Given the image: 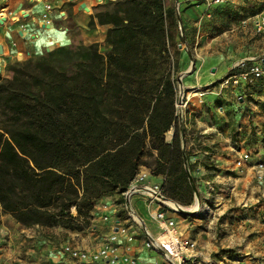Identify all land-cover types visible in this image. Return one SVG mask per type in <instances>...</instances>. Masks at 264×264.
I'll use <instances>...</instances> for the list:
<instances>
[{
	"label": "trees",
	"instance_id": "obj_1",
	"mask_svg": "<svg viewBox=\"0 0 264 264\" xmlns=\"http://www.w3.org/2000/svg\"><path fill=\"white\" fill-rule=\"evenodd\" d=\"M129 3L107 30L106 53L91 44L68 66L53 51L0 75V209L25 227L82 229L97 201L117 193L124 203L142 166L165 175L167 197L194 201L170 61L176 11L165 0Z\"/></svg>",
	"mask_w": 264,
	"mask_h": 264
},
{
	"label": "crops",
	"instance_id": "obj_2",
	"mask_svg": "<svg viewBox=\"0 0 264 264\" xmlns=\"http://www.w3.org/2000/svg\"><path fill=\"white\" fill-rule=\"evenodd\" d=\"M114 1L117 0H0V75H9L8 68L13 63L46 56L53 51L73 61L85 60L91 44L97 45L101 52L106 53L110 48L107 30L113 19L122 14L118 8V15L110 18V8L116 4ZM172 1L175 10L179 2L178 11L184 36L186 32L189 38L194 39L193 55L188 65L192 64L193 58L195 68L182 77V83L187 89L198 88L189 92V108L195 114L197 127L210 137L202 152L206 157L195 170L194 177L199 191L204 194L208 193L207 185L209 187L211 182L214 183L212 187H215L216 177L241 179L250 187L247 191L249 195L241 199V202L244 201L241 205L247 206L244 210L234 208V204H226L223 211L227 213L225 223H245L250 228L259 229L248 240L249 252L241 256H244V262L251 264L250 257L260 258L264 254V203H256L258 199L253 194L258 191L264 196V188L255 185V164L258 161L264 162V142L260 144L262 148L258 157L250 156L242 167H238L235 161L241 153L248 152V145L245 143L248 136L253 132H264V79L255 80L245 86L225 87L222 91H219L218 83L240 58L254 56L264 60V34L256 29L258 16L264 11V0H223L216 4L212 0ZM46 2L51 4L47 11L44 8ZM217 5L230 10L227 14L230 18L227 20L229 25L225 29L216 20L215 36L209 37L208 29L203 23L211 18L205 12ZM126 12L127 10L123 13ZM216 16L219 15L215 14V19ZM221 20L226 19L221 17ZM186 67L181 69L183 73ZM178 73L180 70L177 76ZM214 83L215 93H200ZM235 133H244V139L239 144L233 139ZM148 180L163 182L165 175L152 173ZM116 198L113 195L104 197L96 205L97 213L107 215L108 220L99 222L81 241L74 239L62 241L59 245L53 244L52 250L48 252V259L56 264L62 260L69 261L68 264H89L62 252V245L70 243L81 249H96L103 245L109 234L125 225L134 235V239L128 242L121 235L119 255L126 253L128 246L127 252L138 258L137 264H160L162 253L144 246L146 238L143 228L130 222L124 213L120 216V212L124 211L120 204L114 202ZM131 205L144 219L148 230L157 234L158 224L151 218L146 197L141 194L134 195ZM155 206L156 204L152 205ZM146 208L147 213H143ZM211 212L208 214L213 218H208L209 223H215V213ZM169 214L175 217L184 235L190 237V232L185 228L187 224L181 228L180 223H202L204 215L176 212ZM8 216L0 212V240L3 248L0 264H34L31 260L35 258L38 261L36 259L39 258L27 249L29 239L26 238V233L30 229L20 228L18 222ZM244 238L248 237L241 239ZM199 246L205 255H211L215 242L211 240L207 244L199 243ZM247 254L251 256H246Z\"/></svg>",
	"mask_w": 264,
	"mask_h": 264
},
{
	"label": "rangeland",
	"instance_id": "obj_3",
	"mask_svg": "<svg viewBox=\"0 0 264 264\" xmlns=\"http://www.w3.org/2000/svg\"><path fill=\"white\" fill-rule=\"evenodd\" d=\"M114 2L116 4L110 8V16H111L110 18L118 15L117 14L118 8H120L122 11L121 13L124 14L123 12H125L128 9V6L130 4L129 3L130 0H117ZM165 3L167 6L170 7L173 6L172 0H165ZM220 5L219 6L217 5L213 9H210L209 11L205 12L208 15V17L211 18L210 21L203 23V26L207 27L208 29L209 37L215 36L216 20L219 21V24L225 29L229 25V22L227 20L230 18L227 16V14L230 13V10ZM215 14L219 15L216 16V19H215ZM176 17H177V11H176ZM221 17H224L226 20H221ZM168 28H169V35L171 37L169 43L171 71L178 72L180 70V73H178V76L176 77V82H177L178 77L183 72L181 71V69L185 68L188 65V63L190 62L189 59L193 55L194 39L189 38L186 32L183 38L178 17L176 20H169ZM55 59H56L55 63L64 64L68 66L72 64V62H74L73 60L61 54H57L55 56ZM189 65H192L193 67V64H189ZM189 65L184 70V74L191 72L189 71ZM176 84H177V92L179 94V84L178 82ZM181 86L183 89L184 88L183 83L181 84ZM214 87H215V83L213 85H210L208 88L215 91ZM181 93H183V90H181ZM194 115H195L194 112H191V108H187V110L185 111L184 121H183L185 149L188 148L190 152V162L193 164V171H191V174L193 177L195 170L199 165L202 164V162L206 157L203 155L202 152L205 150L206 147L205 142L207 141V139H210V137L207 136L208 133L203 132V130L197 127ZM179 125L182 134V124L180 120H179ZM173 131H174L173 129H170L166 133V139L169 142L172 141ZM243 134L244 133L241 134L235 133L233 134V139L236 140L237 143L239 144L240 141L244 139ZM263 142H264V132L262 133L253 132L251 133V135L248 136L245 143L248 145L247 151L250 152V156L252 158L258 157V153L262 148L260 144ZM194 181L199 191V185L196 180ZM212 186H214V183L211 182L209 184V187L207 185V189H209L208 193L204 194V192L199 191V195H200L201 205L210 206L213 213H215V223H209L210 221L208 220V218L212 219L213 217H211L210 214L208 215L206 213L203 215L202 223H180V225L181 228H184V226H186L187 224V227L185 228L190 232V235L196 238L199 241V243H201L202 245L207 244L211 240L215 242V247L211 253V258L212 260H214V263L216 261L219 264H236L237 260L240 259L242 255H245L247 252H249V245H250L249 241L251 240L250 238L251 236L253 237L254 234L258 233L259 229L250 228V226L246 225L245 223H225V218L227 216L226 215L227 213L226 211H223V209H224V205L226 204H234L235 205L234 208L244 210L243 208H246L247 206L246 207L242 206L243 201L241 202V199H244V197H247L249 195L247 191L250 189V187L244 184V180L231 179V178L222 179L221 177H216L215 187L213 188ZM232 187H234V192H232ZM253 194L255 195V198L258 199L256 203L259 202L264 203L263 195H261L258 191H254ZM112 195L117 197L114 200V202L118 205L120 204V207H122V204L118 202L120 195L117 193H114ZM97 203L98 201L95 204V209L92 213V219L89 221V223L88 224L79 223V225L82 226V229H70L62 226H42V225H33V226L25 227L22 224L18 223L17 225H19L20 228L30 229L29 232L26 233V238L29 239L27 241V249L29 248V251H32L34 253V256L36 255V257L39 258L36 259L38 261H35L34 258L33 260H31V262L34 264L35 262H37L36 264L39 263L56 264L48 259V255H49L48 252L52 250L51 248L53 244L59 245V243L62 241H66V240L72 241L74 239L81 241L85 236L89 234V232H92V230L96 226H98L99 222L104 221L103 218L104 214L102 215L101 213H97V208H96ZM195 203L196 202H195V193H194V201L191 204V206ZM122 211L124 212H120V216L121 213L122 214L124 213L127 216V218L130 219V222L136 223L137 226L143 228L140 224H137L134 218L128 215L124 209ZM147 211L148 210L146 208L143 213H147ZM0 212H2L1 209ZM73 213L76 214L75 212ZM6 214L9 215L8 217L10 219L15 220V218L11 214L9 213ZM206 221H208V223ZM8 226L10 227L9 224ZM243 237H248V238L241 239ZM37 241L41 243L39 244ZM1 243L2 240H0V256L2 255L3 252ZM68 262L69 261L67 260H62V262L59 264H68Z\"/></svg>",
	"mask_w": 264,
	"mask_h": 264
},
{
	"label": "built area",
	"instance_id": "obj_4",
	"mask_svg": "<svg viewBox=\"0 0 264 264\" xmlns=\"http://www.w3.org/2000/svg\"><path fill=\"white\" fill-rule=\"evenodd\" d=\"M222 1L223 0H212V3L216 4ZM178 5L179 2H177V11ZM44 8L46 11L49 10L51 4L46 2ZM44 16H46V13ZM256 29L264 34V11L258 16ZM258 79H264V60L254 56L240 58L234 62L231 69L219 81V91L230 86H245ZM193 89L197 90L198 88L194 87L187 89L184 87L181 89L179 85V94L177 92V99L175 102L176 114L179 120L182 119L184 121L185 111L190 105L189 91ZM181 90H183V93H181ZM211 92L215 93L214 90L207 88L201 90L200 93L204 95ZM249 159L250 152H244L238 156L235 163L238 167H242L244 162ZM151 176L152 172L150 169L145 166L140 167L128 188L122 193L124 197L122 208L130 216H132V212L128 208V201L131 209H133L131 205L132 197L138 194L144 195L151 218L158 224L159 231L157 234H152L147 227L143 228L146 238L144 246L148 249H156L162 253L163 257L160 264H219L216 261L214 263L210 254L205 255L203 253L196 239L184 235L175 217L169 214L170 212H180L168 203L170 198L167 197L164 192V181L150 182L148 179ZM255 176L257 187L264 188V162L258 161L255 164ZM232 192H234V187H232ZM153 204H156V206L152 207ZM186 207H191V205ZM210 211H212L210 206L201 205L200 209L196 210L195 214H208ZM108 219V216L105 215L104 220ZM121 235L128 242L134 239V235L129 232V228L122 225L118 227L116 231L109 234L105 238L103 245L99 248L87 250L78 248L70 243H65L62 245V252L68 254L73 259L89 264H118L119 262L123 264H137L138 258L127 252L129 250L128 246L126 247V253L119 255ZM246 256L250 257L251 255L247 254ZM243 259L244 256L240 257L236 264H247ZM250 259L252 261L251 264H264V254L260 258L250 257Z\"/></svg>",
	"mask_w": 264,
	"mask_h": 264
},
{
	"label": "water",
	"instance_id": "obj_5",
	"mask_svg": "<svg viewBox=\"0 0 264 264\" xmlns=\"http://www.w3.org/2000/svg\"><path fill=\"white\" fill-rule=\"evenodd\" d=\"M177 17H178V20H179V25H180V29H181V33H182V36L184 38V32H183V26H182V21H181V17H180V14H179V11H177ZM192 57V56H191ZM192 62H195L194 59L192 58ZM195 67V66H194ZM212 71L214 72L215 69H212ZM186 74H184L183 72L181 73V75L178 77L177 79V82L178 84L181 86V82H182V77L185 76ZM181 89H182V86H181ZM181 124H182V134H181V139H182V147L184 148L185 150V138H184V128H183V120L181 119L180 120ZM184 163H185V167H186V170L188 172V175H189V181L194 189V193H195V202L198 201L200 206H201V200H200V195H199V191L197 189V186L195 184V181H194V178L191 174V171H190V168H189V162H188V158H187V154H186V151H184ZM128 208L129 210L131 211V206H130V203L128 201ZM133 210V209H132ZM180 213H183V214H187V215H193L196 213V210L195 211H187V212H183L181 210H178ZM132 212V211H131ZM141 226L143 228H146V225L145 223H141Z\"/></svg>",
	"mask_w": 264,
	"mask_h": 264
},
{
	"label": "bare ground",
	"instance_id": "obj_6",
	"mask_svg": "<svg viewBox=\"0 0 264 264\" xmlns=\"http://www.w3.org/2000/svg\"><path fill=\"white\" fill-rule=\"evenodd\" d=\"M192 64H193V67H192V65L189 67V71H192V69H194L195 67V62H192ZM186 74H189V73H186ZM182 83V82H181ZM168 203H170L172 206H174L176 209H178V210H181V211H183V212H187V211H195V210H198V209H200V204H199V202L198 201H196V203L195 204H193L191 207H186V206H183V205H181L180 203H178V202H176V201H174V200H172V199H170V200H168ZM131 211H132V216H133V218H134V220L137 222V223H139V224H141V223H145V221H144V219L142 218V217H140L137 213H136V211H134V210H132L131 209Z\"/></svg>",
	"mask_w": 264,
	"mask_h": 264
}]
</instances>
